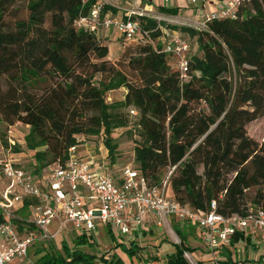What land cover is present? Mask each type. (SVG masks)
Returning a JSON list of instances; mask_svg holds the SVG:
<instances>
[{"label":"trees","instance_id":"obj_1","mask_svg":"<svg viewBox=\"0 0 264 264\" xmlns=\"http://www.w3.org/2000/svg\"><path fill=\"white\" fill-rule=\"evenodd\" d=\"M22 1L26 18L9 23L16 0H0V124L29 128L24 146L34 152L31 172L64 160L70 147L81 145L80 137L100 133L113 165L112 133L127 127L123 111H134L140 137L133 149L134 169L148 187L161 188L171 172L169 196L192 211L207 212L215 202L218 214L243 217L264 206V132L259 143L246 130L264 117V0H249L235 18L207 22L203 29L167 26L190 45L185 79L163 52L161 22L131 16L149 36H137L127 46L122 40L123 51L110 62L103 41L74 25L97 0ZM179 9L157 7L165 17L177 16ZM107 12L116 14L104 6ZM120 88L126 90L124 99L107 104L106 94ZM20 150L13 146L14 153ZM179 226L174 223L173 229L184 244ZM69 238L73 248L61 239L34 243L28 259L34 264H123L115 255L85 252L91 235ZM241 242L250 243V237L237 234L229 247ZM174 246L165 262L188 264L184 253L194 249ZM229 247L219 252L222 264L233 261ZM133 248L127 250L130 257L137 253Z\"/></svg>","mask_w":264,"mask_h":264},{"label":"built area","instance_id":"obj_2","mask_svg":"<svg viewBox=\"0 0 264 264\" xmlns=\"http://www.w3.org/2000/svg\"><path fill=\"white\" fill-rule=\"evenodd\" d=\"M165 7L171 0H132L125 10V19L115 18L103 7L116 8L110 0H97L86 16L75 21V27L94 34L115 30L123 42H133L137 36L147 37L133 15L150 18L139 4ZM249 0H227L222 8L203 15L194 29H203L207 22L235 18L239 6ZM195 4L196 0H190ZM197 14H201L198 12ZM159 29H161L158 26ZM163 52L169 56L180 79L188 73L190 45L179 34L162 40ZM136 116V112L131 111ZM5 157L0 159V264L16 259H28V250L36 242L55 240L61 235L88 234L98 226L115 228L122 236L134 237L144 224L153 220L156 227L167 228L169 221L195 226L204 253L211 264H222L219 252L229 247L237 234L250 240L264 239V206L248 210L245 216H223L216 212L215 202L207 212H195L172 199L167 181L161 188L148 187L147 181L134 169L125 167L118 178L79 157L77 146L67 150L64 160H57L43 173L18 167L9 158L15 145L8 139ZM178 223V224H179Z\"/></svg>","mask_w":264,"mask_h":264},{"label":"rangeland","instance_id":"obj_3","mask_svg":"<svg viewBox=\"0 0 264 264\" xmlns=\"http://www.w3.org/2000/svg\"><path fill=\"white\" fill-rule=\"evenodd\" d=\"M184 1V0H183ZM181 5L183 8L182 13H180L181 18H170L161 16L158 20L163 24L165 29H169L167 26H177V27H187L188 23L183 24L185 19L189 16L188 13L192 12H207L209 9L207 6L210 2H205L203 5L202 0H196L195 4H191L190 0H186V3ZM226 0H223L222 5H225ZM26 3L22 0H16L13 7L10 9L7 16L9 23L17 18H26ZM167 8L174 7V0L166 5ZM185 7V9H184ZM160 14V13H159ZM119 17V16H118ZM192 27V26H191ZM105 32V31H104ZM103 33L102 31L97 34L98 37ZM105 34V33H104ZM101 39V38H100ZM103 43L108 47V60L110 62H115L123 51L125 45L121 38L117 37V33L113 32V29L106 31V36L101 39ZM133 44L127 43V45ZM192 44V42L190 43ZM193 45V44H192ZM194 53L192 49L191 54ZM100 79V76L96 77V81ZM126 90L120 88L115 91H111L106 94L105 101L107 104L114 102H120L124 99ZM125 114L128 124L127 127L116 129L112 133V138L117 146L116 159L113 165H110V159L108 157V151L104 145V135L100 133L98 136H83L80 137L81 145L77 146V153L79 157L89 161L93 166H103L104 169L118 178L121 171L125 167L134 168V155L133 149L135 142L140 141L138 136V131L136 129V117L130 112L123 111ZM29 128L20 123H16L13 126H6L0 124V135H4V139L8 142L11 139L15 145H19L20 152L14 153L13 147L12 151L9 153V158H11L18 167L30 171L32 169L33 154L34 152L28 150L24 146V137L27 135ZM247 134L249 137L257 140L259 143L262 142V136L264 132V117L249 123L246 126ZM5 148L2 147L0 141V159H3L5 155L3 154ZM46 168H43L40 172L43 173ZM201 173V169L199 170ZM168 172H166L167 174ZM169 194V192H168ZM177 223L175 220L169 221V227L158 228L153 225L152 228L147 231L144 235L140 237L137 233L134 237L122 236L115 228H110L111 236H108V229L103 226H98L97 229L91 235V247H82V249L90 254H96L99 256H105L110 258L111 256H117L123 264H167L166 257L175 252V244L179 245L183 250L186 247L193 248V252H185L184 260L188 264H211L210 256L204 253V249L199 240L198 230L195 226L182 225L180 224V229L183 231L184 244L181 243L179 236L175 233L173 229V224ZM58 241L66 240L72 247L73 244L70 243V238L67 235H61L56 238ZM253 242L252 240H250ZM135 242V243H132ZM136 246L137 253L134 257H130L127 250ZM235 251L239 253V260H243L242 264H264V240L256 239L254 240V246L251 243L241 242L236 245ZM257 248H256V247ZM59 247V246H58ZM73 248V247H72ZM234 248L229 247V250L234 254ZM135 248H133L134 250ZM58 250V249H57ZM250 259L256 261L250 262ZM8 264H34L33 259H16Z\"/></svg>","mask_w":264,"mask_h":264},{"label":"crops","instance_id":"obj_4","mask_svg":"<svg viewBox=\"0 0 264 264\" xmlns=\"http://www.w3.org/2000/svg\"><path fill=\"white\" fill-rule=\"evenodd\" d=\"M110 1H113V3H115L117 6H116V8H113V9H115L116 10V14H115V16H113V17H117V18H122V19H124V17H125V10L127 9V8H130L131 6H132V0H110ZM182 1L183 0H174V7H179L180 9L178 10V15L177 16H172V17H170V18H181L180 17V13H182L183 11H182V9L181 8H183L181 5H183V3H182ZM203 2H202V4L201 5H203L205 2H210V3H206V4H209L208 6H207V8L209 9L207 12H202L201 11V14H197L198 12H192V13H188V15L187 16H189L188 18H186L185 19V21H184V23L183 24H186V23H188V25L189 24H191L192 26L193 25H196V24H198L200 21H202V19H203V15H205V14H208V13H210V12H213L216 8H222L223 7V5H222V2H223V0H202ZM205 1V2H204ZM184 3H186V0H184L183 1ZM226 2H227V0H226ZM139 6L141 7V8H143L144 10H146L148 13V15H149V17L151 18V19H154V20H156L157 22H159L160 23V21L158 20L161 16H163V15H161V14H159V12H158V10H157V7L158 6H153V5H147L144 1L143 2H141L140 4H139ZM183 6H185V5H183ZM204 6V5H203ZM184 9H185V7H184ZM202 13H204L203 15H202ZM112 15V14H111ZM119 16V17H118ZM161 29H160V31L162 32L161 33V36H160V40L162 41V40H164L166 37H168V36H171V35H176V34H178V32L177 31H172V30H170V29H165L164 27H163V25H158ZM187 27H189V26H187ZM103 33H101V35H99L100 37H98L99 39L101 38V39H103L105 36H106V31L104 32V31H102ZM113 32H116L115 30H113ZM105 33V34H104ZM117 33V32H116ZM117 37L118 38H120V36H119V34L117 33ZM148 221V223L146 222L145 224H144V226L137 232V235L140 237L141 235H144L147 231H149L151 228H152V226L153 225H155V223H154V221L153 220H147ZM105 228H107V229H110V227H108V226H104ZM259 239V238H258ZM261 240H264V239H262L261 238ZM250 243H251V245L252 246H254V240H253V242H251L250 241ZM244 244H245V242H244ZM256 247V246H255ZM257 248V247H256ZM240 259V257H239V253L238 252H236V253H234V254H232V263L231 264H242L243 262H245V261H243V260H239ZM253 260L252 259H250V262H252ZM234 262H236V263H234ZM254 262H256V261H253V263ZM247 264V263H246Z\"/></svg>","mask_w":264,"mask_h":264}]
</instances>
